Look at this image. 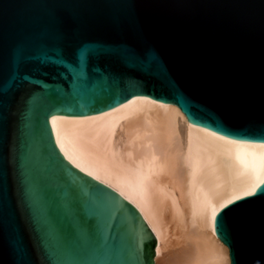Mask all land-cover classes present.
Masks as SVG:
<instances>
[{
    "label": "water",
    "instance_id": "95a60500",
    "mask_svg": "<svg viewBox=\"0 0 264 264\" xmlns=\"http://www.w3.org/2000/svg\"><path fill=\"white\" fill-rule=\"evenodd\" d=\"M133 96L264 142V0H0V264H155L138 209L49 120ZM262 188L214 217L230 264H264Z\"/></svg>",
    "mask_w": 264,
    "mask_h": 264
},
{
    "label": "bare ground",
    "instance_id": "6f19581e",
    "mask_svg": "<svg viewBox=\"0 0 264 264\" xmlns=\"http://www.w3.org/2000/svg\"><path fill=\"white\" fill-rule=\"evenodd\" d=\"M49 120L65 158L138 209L155 264H230L214 217L264 180V142L220 136L148 96Z\"/></svg>",
    "mask_w": 264,
    "mask_h": 264
},
{
    "label": "snow or ice",
    "instance_id": "6c2138e0",
    "mask_svg": "<svg viewBox=\"0 0 264 264\" xmlns=\"http://www.w3.org/2000/svg\"><path fill=\"white\" fill-rule=\"evenodd\" d=\"M264 190V188L261 189V191Z\"/></svg>",
    "mask_w": 264,
    "mask_h": 264
}]
</instances>
